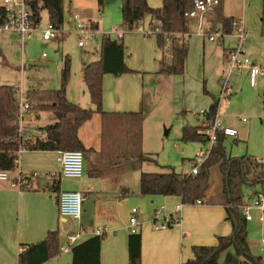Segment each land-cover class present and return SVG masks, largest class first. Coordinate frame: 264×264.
<instances>
[{"label": "rangeland", "instance_id": "374dc122", "mask_svg": "<svg viewBox=\"0 0 264 264\" xmlns=\"http://www.w3.org/2000/svg\"><path fill=\"white\" fill-rule=\"evenodd\" d=\"M148 2L154 8L163 5V0H148ZM2 3L3 0H0V4ZM223 6L225 15L244 20L249 33L247 42L245 40V53L264 69V35L261 26L263 0H223ZM64 8L66 30L73 26L70 23L72 13L80 14L83 19L93 24L96 19L99 20V32L91 34L92 40L85 47L78 46L79 36L75 32H70L59 40L44 41L41 33L49 22L47 10L42 11V20L34 36L25 42H22V38L16 33H0V85L20 87L16 95L17 100L21 99V95L25 98L26 91L33 87L60 89L65 57L69 56L71 69L66 84V95L70 101L79 104L80 102H77L79 96L84 92L87 93L82 72L84 63L92 62L99 57L103 36L110 35L112 39L124 41L127 49L126 63L135 70L124 75L138 84L154 107L146 122L145 137L147 134L148 143L143 147L145 155L155 157L161 166L175 167L179 172L190 171L193 159L208 147V143L203 140L182 141L183 129L186 126H200L206 118V114L202 115L201 111L209 112L214 99H219V122L223 127H236L239 131L237 138H227L224 142L228 154L233 157L248 155L260 161L264 168V124L262 123L264 76L259 78L257 86H252L247 70L230 71L227 56H229L228 51L237 42L234 32L225 35L224 44L220 39L212 42L206 35L198 33L197 24H193L190 30L191 36L188 38L190 50L184 76H174L173 79L171 77L169 80L154 82L159 71L158 29L153 27L150 34H145L138 31V28L133 30L125 28L122 0H105L102 12L99 10L97 0H64ZM150 22L146 17L140 25H144L145 29L149 30ZM214 25L205 28L204 32H213L218 27V24L214 23ZM118 32L125 33L124 40L118 38ZM145 36L153 40L152 50L146 39L144 40ZM171 39L175 40L176 46H181V39L184 40L186 37L173 33ZM108 76L117 77L113 74ZM224 80L227 81L225 90ZM21 89L25 93L22 94ZM40 114L42 116L40 124H49L53 121L54 113L43 111ZM241 118H246L247 121L242 122ZM27 129L35 136V130L31 125ZM166 130H170L168 136L165 135ZM147 166L157 171L159 169L156 164H147ZM74 183H76L75 179H62L63 186H72ZM210 184L208 201L221 195L222 176L216 165L211 168ZM262 190L264 185L245 186L244 201L253 204L252 196ZM199 206L187 204L185 210L190 208L197 211L202 209ZM250 213L254 221H247L248 242L251 253L256 257H262L264 255L261 234L258 235L257 231L264 222L260 220L259 209L252 207ZM146 219L152 221L153 211L149 216L147 214ZM230 251L235 253L233 249L228 250ZM70 259L71 255H63L62 264L70 263Z\"/></svg>", "mask_w": 264, "mask_h": 264}, {"label": "crops", "instance_id": "0c3cea01", "mask_svg": "<svg viewBox=\"0 0 264 264\" xmlns=\"http://www.w3.org/2000/svg\"><path fill=\"white\" fill-rule=\"evenodd\" d=\"M221 3L223 5V0ZM223 13L225 15L224 6ZM211 15L212 13L206 15L204 29L215 26ZM147 17L151 21V17ZM95 21L99 23L98 28H100L99 20ZM190 22L191 27L193 24H197L198 27L196 19H191ZM218 27L222 29L221 24H218ZM190 36H187L186 39ZM122 38L125 39V33ZM144 40L152 50L153 40L147 39V36L144 37ZM222 43L224 44V41ZM174 44L175 40L167 37L164 47L157 46L160 54L159 69L162 62L171 63ZM99 58L100 54L94 61ZM252 60L257 64L256 60ZM184 74L172 75L158 72L154 82L169 80L171 77L173 79L174 76H184ZM108 75L110 74H105L103 77V110L107 114L103 116L99 112L94 113L92 118L79 129V137L88 151L85 154L84 174L80 179H75L76 183L72 186H63L62 179L65 177L62 176L61 165L56 160L57 151L45 150L24 151L19 156L15 168L9 171L12 179L19 177L21 173L26 174L27 177L23 185L14 186L11 182L0 181V264H18L22 246L27 247L42 242L50 231L55 230H58L59 235V253L43 264H62L65 254L71 255L68 264H72L73 249L70 252L61 251V247L67 243L68 237L80 234L77 242L79 244L96 236L97 229L104 230L100 249V264H128V242L129 236L132 234L128 224L132 207H138L141 210V264H183L194 257L193 247L195 245H216L218 236L229 235L232 232V224L227 220V211L220 202V196L216 199L210 198L209 203L199 204L202 209L197 211L190 208L185 210V206L179 215V222L168 229H155L152 221L146 219L147 214L149 216L152 211L154 217L155 208L161 204L166 206L167 212L172 213L181 198L175 195L141 194L142 172H162L169 167L159 165L155 157L149 155L153 160L143 161L140 164V169L137 164L134 167L131 166V163L123 167L120 165V162L123 161H136L138 157V146L132 142L131 138L134 128H132L131 118L126 114L138 112V110L144 112L141 143L143 152V147H146L148 143L147 134L145 137L146 122L154 107L151 105L150 98L146 97L145 92L140 89L137 83H133L131 78L124 74H122L123 76L115 75L116 78ZM79 98L77 100L80 102L79 105L95 108L88 88L87 93L84 92ZM41 118L40 112L33 110H30L26 117L27 127L31 125L35 130V138L44 137V133L39 128L52 124L57 119L54 114L51 123L40 124ZM147 164H156L159 168L158 171L148 167ZM92 172H98V174ZM54 180H60L59 192L64 190L81 191L87 196L79 220L62 218L59 215V193L52 190ZM245 204L248 203L244 201ZM249 221L253 222L254 217ZM257 234H261L262 243L264 225L257 231ZM261 258L264 260V256ZM235 260V253L227 251L222 254L220 264L222 262L232 264Z\"/></svg>", "mask_w": 264, "mask_h": 264}, {"label": "trees", "instance_id": "16d2710c", "mask_svg": "<svg viewBox=\"0 0 264 264\" xmlns=\"http://www.w3.org/2000/svg\"><path fill=\"white\" fill-rule=\"evenodd\" d=\"M99 10L102 12L105 0H97ZM194 0H163L161 7H151L148 0H122L123 26L129 30L138 28L147 17H151V28L159 30L157 36L158 46L164 47L166 38L173 33L184 37L190 36L191 22L185 17V12L192 8ZM33 23L40 24L42 11L47 10L49 21L55 26H62L65 22L64 0H27ZM223 13L222 3L218 4L212 12L211 20L221 24L226 34H231L232 19ZM6 19V10L0 5V24ZM93 24V23H92ZM156 24V25H155ZM262 35H264V0L261 18ZM98 29L99 23L93 24ZM181 46L172 47V60L170 64L161 63L159 73L182 75L189 54L188 39H181ZM62 72V87L60 89L31 88L27 96L32 103L31 110L35 112L52 111L57 119L54 123L39 130L44 137H37L28 143V150H81L84 155L88 151L79 137V129L90 120L94 113L106 115L103 110V77L105 74L122 75L134 72L126 63V52L123 41L112 39L109 35L102 38L100 58L84 63L82 72L83 80L87 85L91 101L95 108H86L68 99L66 84L70 77V57H65ZM219 99H214L207 117L213 119L218 114ZM264 103V94H263ZM18 107L14 86L0 85V170L12 171L19 157L18 145L6 142L18 130ZM133 130L132 142L138 146V157L128 162H120L125 166L131 163L134 167L143 161L152 159L142 152L141 143L143 136L144 112H129ZM264 124V118L262 119ZM225 137L219 136V141L213 148L210 156L202 164L197 174H187L177 171L174 167H167L162 172H142L140 178V192L142 195H175L187 204L194 203L197 199L204 203L208 201L210 190L211 168L218 166L222 176L221 204L227 211V220L232 224L229 235L218 236L216 245H195L194 257L183 264H220L223 253L233 249L236 260L232 264H264L261 257L251 253L248 242L247 220L242 212L244 206L243 188L245 186L264 185V168L260 161L248 156L233 157L228 154L224 146ZM206 140L205 134L199 126H186L183 129L182 141L190 142ZM153 160V159H152ZM119 163V162H118ZM98 174V172H92ZM96 174V175H97ZM102 174V172H101ZM60 180H54L52 190L59 192ZM59 195V194H58ZM103 236L96 235L77 244L72 250V264H100V249ZM129 263L141 264V233H132L129 236ZM59 253L58 230L50 231L42 242L22 246L19 253L18 264H43Z\"/></svg>", "mask_w": 264, "mask_h": 264}, {"label": "built area", "instance_id": "2783aa9c", "mask_svg": "<svg viewBox=\"0 0 264 264\" xmlns=\"http://www.w3.org/2000/svg\"><path fill=\"white\" fill-rule=\"evenodd\" d=\"M222 0H194L192 8L185 12V17L188 19H196L198 21L199 33L206 35L209 41H216L218 39L224 41L225 35H227L220 27H217L213 32H204V22L207 14L214 12L216 6L221 3ZM6 10V19L3 24H0V33L2 32H14L21 38L22 42L31 39L39 24L33 23L31 13L27 5V0H3L0 4ZM70 23L73 24L72 28L66 30L64 25L55 26L52 22H48L46 27L42 30L41 37L44 41H50L54 39H61L64 35L70 32H75L79 36V47H85L92 40V33L99 32L98 29L93 27L90 21L83 19L80 14L72 13ZM232 33H235L237 42L234 47L229 50V66L230 71L247 70L250 75V82L252 86L258 85L260 76H264V69L256 64L251 57L246 55L245 40L249 33L245 27L244 20L239 17L232 19ZM153 28L149 27V30H145L144 26L139 25L138 30L144 33H150ZM157 29V28H156ZM98 30V31H97ZM92 31V32H91ZM91 32V33H90ZM231 33V34H232ZM118 38L121 39L124 32L117 33ZM110 36V35H109ZM172 36V35H171ZM111 37V36H110ZM118 40V39H116ZM46 56V54H44ZM15 87V86H14ZM224 90L227 88V81L223 82ZM16 95L20 91V87H15ZM22 91L25 93V91ZM26 97L21 95V99L17 100L18 115L17 121L18 130L17 133L9 137L6 142L18 145L19 156L26 150H28V143L33 142L36 138L27 129V114L32 108V103L29 101L26 91ZM202 115L206 114V118L202 122L201 132L205 134L208 147L200 152V154L193 159L192 167L187 174H197L202 164L210 156L213 148L219 141V136L223 135L225 138H236L238 136V129L235 127H223L218 120V114L210 119L207 117V111L202 110ZM246 122V118L240 119ZM57 162L61 165V174L65 178L80 179L85 170V155L81 150H60L56 155ZM19 161V157L16 163ZM27 175L21 173L19 177L12 179L9 171L0 170V181L11 182L14 186H21L26 180ZM59 197V215L62 218H74L79 220L82 215L83 203L87 200V196L81 191L64 190L58 195ZM253 204H245L242 207V212L245 219L251 220L252 214L250 210L255 207L261 211V220H264V190L256 192L252 199ZM202 200L197 199L192 204H202ZM187 203L181 201L175 206L172 213L167 212L166 206L161 204L154 210V217L152 224L155 229L163 230L168 229L173 224L179 222V215L182 213ZM130 219L128 228L131 233H140L142 227V221L140 219L141 210L138 207H132L130 211ZM96 234L99 236L104 235L103 229H97ZM80 234L71 235L68 237L67 243L61 247V251L70 252L77 244ZM262 251L264 253V240L262 242Z\"/></svg>", "mask_w": 264, "mask_h": 264}, {"label": "water", "instance_id": "95a60500", "mask_svg": "<svg viewBox=\"0 0 264 264\" xmlns=\"http://www.w3.org/2000/svg\"><path fill=\"white\" fill-rule=\"evenodd\" d=\"M169 131H170V130H166V132H165V135H166V136L169 135Z\"/></svg>", "mask_w": 264, "mask_h": 264}]
</instances>
